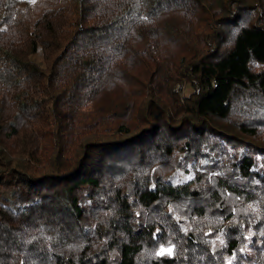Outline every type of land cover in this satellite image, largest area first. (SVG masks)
Here are the masks:
<instances>
[{
  "label": "trees",
  "instance_id": "obj_1",
  "mask_svg": "<svg viewBox=\"0 0 264 264\" xmlns=\"http://www.w3.org/2000/svg\"><path fill=\"white\" fill-rule=\"evenodd\" d=\"M0 264H264V0H0Z\"/></svg>",
  "mask_w": 264,
  "mask_h": 264
},
{
  "label": "rangeland",
  "instance_id": "obj_2",
  "mask_svg": "<svg viewBox=\"0 0 264 264\" xmlns=\"http://www.w3.org/2000/svg\"><path fill=\"white\" fill-rule=\"evenodd\" d=\"M35 59H36V60H39V59H40V55H39V53L35 56ZM183 90H184L185 93H186L187 91H189L187 86H184Z\"/></svg>",
  "mask_w": 264,
  "mask_h": 264
}]
</instances>
